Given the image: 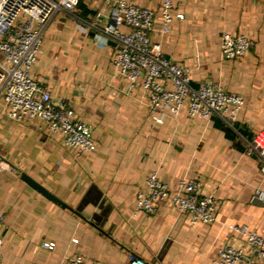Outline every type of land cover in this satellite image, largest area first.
Returning a JSON list of instances; mask_svg holds the SVG:
<instances>
[{
    "label": "crops",
    "instance_id": "0c3cea01",
    "mask_svg": "<svg viewBox=\"0 0 264 264\" xmlns=\"http://www.w3.org/2000/svg\"><path fill=\"white\" fill-rule=\"evenodd\" d=\"M112 1L78 0L74 14L57 13L31 69L90 128L93 151L77 153L43 122L11 119L0 106V155L83 216L0 165V264H67L74 254L101 264H129L132 257L146 264H216L226 242L242 250L241 264H264L228 227L245 225L264 235V205L252 199L264 189L263 159L248 149L264 129V0H174L183 17L165 34L159 31L161 0H129L155 11L151 40L189 68L193 86L217 83L242 97L231 126L216 115L190 117L185 109L153 119L140 87L131 88L113 70L115 41L97 42L86 23L106 17ZM223 31L253 43L243 56L224 58ZM152 170L170 192L182 178L200 181L201 193L217 201L215 220L192 224L167 199L153 213L136 211L135 196Z\"/></svg>",
    "mask_w": 264,
    "mask_h": 264
},
{
    "label": "built area",
    "instance_id": "2783aa9c",
    "mask_svg": "<svg viewBox=\"0 0 264 264\" xmlns=\"http://www.w3.org/2000/svg\"><path fill=\"white\" fill-rule=\"evenodd\" d=\"M78 0H0V106L5 114L17 121L37 119L49 133L59 134L65 145L77 153L96 147L90 128L77 120L70 106L52 97L31 73L41 52L42 34L57 13L74 14ZM108 14L87 21L95 39L105 44L109 38L116 43L112 58L115 73L132 87H140L152 117L162 122L165 110L176 115L185 109L190 117L208 118L216 115L231 126L242 109L239 94L225 91L221 85L202 81L191 83L190 70L164 55L160 43L150 38L155 25V11L129 0H113ZM159 31L165 34L175 18L183 14L174 10V0H161ZM253 41L244 34L223 31L219 50L224 58L243 56ZM168 84V87L166 86ZM248 149L257 151L263 159L264 129L253 137ZM2 167L11 168L0 160ZM145 190L135 196V210L153 213L160 200L167 199L180 212L189 215L190 223H210L215 220L217 201L201 193L200 181L182 178L170 192L155 170L145 177ZM252 199L264 205V189H256ZM229 229L241 234L256 258L264 261V235L245 225L230 224ZM73 241L76 242V239ZM1 242V240H0ZM53 248V242H44ZM67 264H101L85 259L81 254L70 255ZM242 250L226 242L217 249L216 264H241ZM129 264H146L132 257ZM251 264V263H249Z\"/></svg>",
    "mask_w": 264,
    "mask_h": 264
},
{
    "label": "water",
    "instance_id": "95a60500",
    "mask_svg": "<svg viewBox=\"0 0 264 264\" xmlns=\"http://www.w3.org/2000/svg\"><path fill=\"white\" fill-rule=\"evenodd\" d=\"M0 160L6 162L11 167V169H13L20 176L21 180H23L25 183H27L30 187L35 189L37 192L41 193L44 197H46L47 199H49L53 203H56L60 207L69 209L70 211L76 213L78 216L83 217L78 212V210H76L73 207H71L68 204H66L59 197H57L55 194H53L51 191H49L46 187H44L41 183L36 181L34 178H32L26 172L22 171L19 167L11 164L9 161H7L6 158H4L1 155H0Z\"/></svg>",
    "mask_w": 264,
    "mask_h": 264
}]
</instances>
